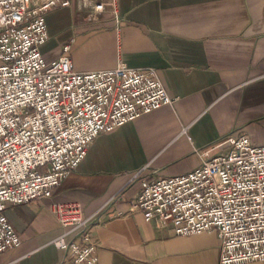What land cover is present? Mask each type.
Returning <instances> with one entry per match:
<instances>
[{"label":"crops","instance_id":"obj_1","mask_svg":"<svg viewBox=\"0 0 264 264\" xmlns=\"http://www.w3.org/2000/svg\"><path fill=\"white\" fill-rule=\"evenodd\" d=\"M88 1L70 0L47 14V62L70 45L77 72L120 63L153 68L175 101L97 137L51 199L9 206L21 245L0 264H62L54 241L68 229L50 207L66 201L81 203L85 218L97 217L99 264H220L216 233L178 237L172 225L148 223L129 208L142 169L153 180L186 175L205 152L222 153L231 135L264 146V0ZM98 2L104 10L93 13Z\"/></svg>","mask_w":264,"mask_h":264},{"label":"built area","instance_id":"obj_2","mask_svg":"<svg viewBox=\"0 0 264 264\" xmlns=\"http://www.w3.org/2000/svg\"><path fill=\"white\" fill-rule=\"evenodd\" d=\"M70 5L0 0V256L21 245L5 214L9 206L51 199L97 137L175 101L153 68L120 63L77 72L70 45L47 62L41 52L49 40L47 14ZM103 10L102 2L94 4L93 13ZM220 147L222 153L205 152L202 165L186 175L153 180L146 169L137 172L141 191L129 212L172 225L178 237L216 233L220 264L264 262V146L231 135ZM50 209L68 229L54 241L64 253L62 264H99L97 217L85 218L76 201Z\"/></svg>","mask_w":264,"mask_h":264}]
</instances>
